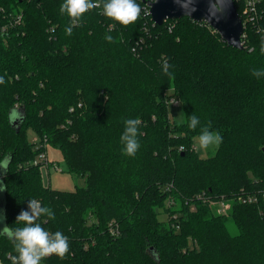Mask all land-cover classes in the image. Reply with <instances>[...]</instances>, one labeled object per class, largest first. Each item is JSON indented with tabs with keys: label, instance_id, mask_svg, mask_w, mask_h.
<instances>
[{
	"label": "trees",
	"instance_id": "obj_1",
	"mask_svg": "<svg viewBox=\"0 0 264 264\" xmlns=\"http://www.w3.org/2000/svg\"><path fill=\"white\" fill-rule=\"evenodd\" d=\"M147 1L137 0L145 11L133 24L96 8L68 36L64 0H0V25L9 12L24 17L10 35L0 32V160L11 154L1 177L6 224L22 226L15 219L29 199L52 209L55 219L38 222L67 236L70 250L41 264H264L261 195L257 204L233 205L236 235L210 203L264 191V77L251 74L264 70V0L258 23L246 24L244 50L188 17L154 24ZM234 2L243 16L245 0ZM162 58L174 79L162 74ZM172 97L182 101L183 125L169 114ZM14 107L24 118L12 125ZM193 113L200 119L194 131L187 127ZM130 118L141 120L134 157L120 143ZM209 121L223 142L203 158L195 141ZM45 145L61 150L70 173L87 176L85 187L44 185L35 160ZM10 255L13 241L0 236V260L11 264Z\"/></svg>",
	"mask_w": 264,
	"mask_h": 264
},
{
	"label": "clouds",
	"instance_id": "obj_2",
	"mask_svg": "<svg viewBox=\"0 0 264 264\" xmlns=\"http://www.w3.org/2000/svg\"><path fill=\"white\" fill-rule=\"evenodd\" d=\"M157 0H151L156 3ZM181 8L185 16L191 17V14L197 9L195 4L198 0H174ZM208 14L203 22L211 24L212 20H219L228 11L231 0H208ZM101 8L102 14L110 20L123 26H128L136 22L141 13L145 11L137 0H64L60 5L59 11L61 15H67L69 24L65 28V34L71 36L73 28L79 26L84 14L90 10ZM150 8V5H149ZM150 14V10H149ZM264 33V30H261ZM105 40L109 43H115L116 40L112 35H106ZM254 51V49H249ZM260 52L264 54V34L261 36ZM173 66L169 64L167 59L162 58L161 72L170 80L174 79V73L170 71ZM252 76L257 79L264 77V70L253 69ZM5 84V77L0 76V85ZM185 114L180 113L178 121L181 125L185 123ZM24 114L14 107L9 115L10 124L16 121H23ZM141 120L139 118L126 119L124 121V131L120 136V143L123 145L122 154L128 157H134L140 149L139 136ZM200 126V119L193 113L187 116V127L196 130ZM211 121L206 126L200 128L198 136V146L201 150H209L211 148H219L223 142V137L218 131H211ZM183 152L184 146H180ZM11 163V154H6L0 160V176L6 175ZM7 189V185L0 179V192ZM41 217L55 219V214L48 206H42L41 202L36 199H29L27 210H21L16 216L15 223L22 225L21 227H10L7 224L0 229V236H6L13 241L16 255H10L11 264H41V261L55 254L58 258L63 259L69 253L70 243L67 236L61 231L54 233L49 232L42 227ZM6 219V216L0 210V223Z\"/></svg>",
	"mask_w": 264,
	"mask_h": 264
},
{
	"label": "rangeland",
	"instance_id": "obj_3",
	"mask_svg": "<svg viewBox=\"0 0 264 264\" xmlns=\"http://www.w3.org/2000/svg\"><path fill=\"white\" fill-rule=\"evenodd\" d=\"M183 112V107L176 108L173 106L169 107V114L171 116V119L175 121L176 123H179L178 117L180 113ZM185 114V113H184ZM185 120V117H184ZM180 124V123H179ZM28 141L31 144L39 145V137L36 135L35 132H33L31 129L28 131ZM195 148L198 154L203 158H212V156L215 154L217 148H211L209 150H201L198 146V138L195 141ZM46 146V156L48 160V164H46L43 161H40L39 154H38V160L39 163L42 164L41 167V174L43 175V183L45 186L50 187L51 189L60 190L64 192L68 191H76L79 188H83L86 186L87 183V176L79 177L75 174H72L69 172V169L67 167V164L65 160L63 159L62 152L59 148L45 145ZM0 179H2L0 177ZM4 197V191L0 192V210H2L4 214V208L2 205V199ZM237 198L234 199H227V202H222L223 204H212L211 209L213 213L216 215H219L224 212L227 215H220L227 218L226 226L229 227L230 233L232 235H236L238 233L237 227H235L233 219L231 217V210L234 204H236ZM239 203V202H238ZM240 204V203H239ZM223 207L225 209H223ZM160 219L165 221L167 219L166 215H164L163 211H160ZM6 224V219L0 223V229L3 228V226Z\"/></svg>",
	"mask_w": 264,
	"mask_h": 264
},
{
	"label": "water",
	"instance_id": "obj_4",
	"mask_svg": "<svg viewBox=\"0 0 264 264\" xmlns=\"http://www.w3.org/2000/svg\"><path fill=\"white\" fill-rule=\"evenodd\" d=\"M147 6L150 10V15L154 24L158 26H162L164 22L168 20L176 21L184 17H188L192 21L194 20L198 23H205L203 20L207 16L209 8L208 0H198L195 4L197 10L191 14V17H189L185 16L184 12L174 0H157L156 3H151V0H149L147 1ZM205 24L209 25L216 33H218L221 39L225 40L229 46L239 50L245 49L242 39L245 28L239 11L236 9L234 0H231L228 11L219 22L212 20L211 24ZM2 205L4 208V197L2 199Z\"/></svg>",
	"mask_w": 264,
	"mask_h": 264
},
{
	"label": "built area",
	"instance_id": "obj_5",
	"mask_svg": "<svg viewBox=\"0 0 264 264\" xmlns=\"http://www.w3.org/2000/svg\"><path fill=\"white\" fill-rule=\"evenodd\" d=\"M259 3H260V0H245L244 8H243L244 13H243V16L240 15L242 18V22H243L245 29H246V24H256L261 19V13L259 10ZM1 11H3V10H1ZM146 11H147L148 15H150L149 14V8L147 5H146ZM3 17H4L3 18L4 24L0 25V32L3 36L10 35V33H11L10 31L13 28L20 27L24 23V17H23L22 11H20L18 14H15V15L12 14V12H9L8 14L4 15ZM245 29H244V32H245ZM243 36H244V34H243ZM169 104L172 105L173 107L179 108L182 105V101L172 97V98H170ZM39 159H40V161H43L46 164H48L46 153H44V152L40 153ZM35 164H39L38 158L35 160ZM241 193H242L241 195L236 197L237 201L240 204H257L261 200L260 195L264 199V191L256 193V194H254V193H252V194L247 193L246 194L245 191H241ZM202 197L203 196H198V198H200V199ZM204 201H206V200L204 199ZM222 202H227V199L222 198L221 200H218V201H213V202L210 201L211 205L213 203L214 204H223ZM223 209H225V208L223 207ZM218 213H219V215H227L225 212H224V214L223 213L220 214V211ZM174 218H177V215H175ZM113 233L118 234V233H116V231H113ZM8 258L10 259V256H8ZM0 264H6V263H3L0 260Z\"/></svg>",
	"mask_w": 264,
	"mask_h": 264
}]
</instances>
